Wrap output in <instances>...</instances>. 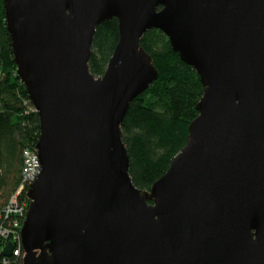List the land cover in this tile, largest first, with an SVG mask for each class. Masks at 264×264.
I'll return each mask as SVG.
<instances>
[{"label":"water","instance_id":"95a60500","mask_svg":"<svg viewBox=\"0 0 264 264\" xmlns=\"http://www.w3.org/2000/svg\"><path fill=\"white\" fill-rule=\"evenodd\" d=\"M3 2L40 121L22 264H264V0ZM111 19L119 42L96 77L94 35ZM153 29L203 96L185 146L144 191L121 125L159 78L141 47Z\"/></svg>","mask_w":264,"mask_h":264},{"label":"trees","instance_id":"16d2710c","mask_svg":"<svg viewBox=\"0 0 264 264\" xmlns=\"http://www.w3.org/2000/svg\"><path fill=\"white\" fill-rule=\"evenodd\" d=\"M118 42L117 19L98 26L89 61L93 75L105 74ZM141 47L151 55L159 78L130 104L121 131L133 182L139 189L150 191L185 146L189 126L199 116L197 105L203 86L196 71L181 61L162 31L149 30ZM39 136V117L17 74L4 2L0 0V208L22 185L24 152L35 151ZM2 221L9 222L7 217Z\"/></svg>","mask_w":264,"mask_h":264},{"label":"built area","instance_id":"2783aa9c","mask_svg":"<svg viewBox=\"0 0 264 264\" xmlns=\"http://www.w3.org/2000/svg\"><path fill=\"white\" fill-rule=\"evenodd\" d=\"M36 111V110H35ZM41 173V164L38 153L26 150L24 152L23 183L11 196L9 202L0 208V264H22L26 256L23 247L22 229L29 211L31 200L28 191L33 182ZM26 191V197L23 192ZM7 217L9 222L3 223L2 218ZM12 245L11 256L4 252Z\"/></svg>","mask_w":264,"mask_h":264}]
</instances>
